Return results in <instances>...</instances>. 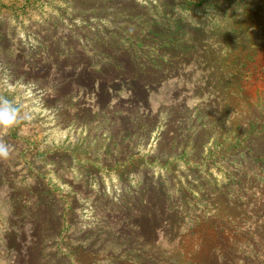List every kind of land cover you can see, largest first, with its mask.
I'll use <instances>...</instances> for the list:
<instances>
[{
	"label": "rangeland",
	"instance_id": "374dc122",
	"mask_svg": "<svg viewBox=\"0 0 264 264\" xmlns=\"http://www.w3.org/2000/svg\"><path fill=\"white\" fill-rule=\"evenodd\" d=\"M158 3L161 5V0H0V96L12 100L22 116L26 114L16 127L0 128V140L11 147L10 157L0 159V264H54V244L58 240L52 235L40 244L35 215L39 208L50 215L48 208L55 202L47 189L62 194L69 191L63 177L84 184L89 192L75 198L73 193H66L76 209L71 217L72 230L64 239L76 249L82 241L89 247L99 246L90 244L96 239L93 231L98 229L87 225L93 221L88 205L97 194L105 188L100 199L117 205L111 206L115 211L131 204V191L139 180L134 173L140 169L147 174L153 185V201H165L170 209L165 216L154 211L153 219L161 225L158 243L169 264H174L170 259L176 257L177 229L179 221L183 224L184 220L179 215V189H192L189 185L197 175L206 179L204 183L217 181L221 185L227 181V164L213 161L226 151L219 141L233 137L227 132L231 133L235 119L219 109V93L212 77L204 80L206 88L199 95L196 91V98L186 94L184 80L166 82L152 95L155 114L150 120H136L134 111L118 106L104 111L87 107L89 98L83 95L81 69L99 57L86 51L83 44L93 47L98 45L101 33H111L121 25L131 27L126 11L150 23ZM222 16L223 12H212L205 18L214 19L218 27ZM48 62L70 68H50ZM78 64V70H72ZM92 75L97 74L92 71ZM193 77L192 84L201 81L196 74ZM64 78H73L80 89L73 84L61 90ZM224 126L226 132L221 136L219 128ZM135 129L142 131L137 135ZM131 152L139 155L132 162L128 160ZM196 155L204 157V162L187 164ZM192 183L200 182L195 179ZM193 194L199 195V190H193ZM37 202L43 205L36 206ZM150 209L153 212L154 208L147 206ZM101 210L96 211L98 215L105 214ZM114 216L118 218V212ZM189 219L182 229L191 225ZM96 220L99 222L98 217ZM117 224L109 226L116 229ZM85 235L88 237L84 239ZM126 241L133 245L136 236Z\"/></svg>",
	"mask_w": 264,
	"mask_h": 264
},
{
	"label": "trees",
	"instance_id": "16d2710c",
	"mask_svg": "<svg viewBox=\"0 0 264 264\" xmlns=\"http://www.w3.org/2000/svg\"><path fill=\"white\" fill-rule=\"evenodd\" d=\"M155 6L150 23L126 11L131 27L121 25L111 33H101L98 45L93 47L83 44L86 51L99 57L81 65L83 95L89 98L87 107L104 111L118 106L134 111L136 120H150L155 114L152 95L166 82L184 80L186 94L196 98L206 88L204 80L212 77L219 93V109H225L235 119L231 133L227 132L233 137L219 141L226 151L213 161L227 164V181L221 185L217 181L204 183L206 179L197 175L189 185L192 189H179V215L184 220L183 224L179 221L177 229L176 257L170 260L174 264H264V0H161V5ZM212 12H223L218 27L214 19L205 18ZM56 63L47 64L50 68H70L57 67ZM79 67L80 64L72 70ZM92 71L97 75L90 77ZM195 74L201 81L192 84ZM73 81L64 78L61 90L73 87ZM74 88L80 89L77 84ZM225 129L219 128L221 136ZM141 131L135 129L134 133ZM138 156L131 152L128 160L135 161ZM187 161L203 163L204 157L196 155ZM140 173L143 175L140 169L134 173L139 180L131 191V204L111 211V206L117 205L100 199V194L106 193L104 188L88 205L93 221L87 225L98 229L93 231L96 239L90 243L98 244L96 248L82 241L73 249L64 239L72 230L71 217L76 209L66 193H73L74 198L87 196L84 184L63 177L68 192L46 190L55 203L48 208L50 215L41 208L37 210L35 234L40 244L45 237L56 236L54 264H169L158 243L161 225L153 219L154 211L165 216L170 209L165 201H153V185L146 179L147 174L139 178ZM195 179L199 180L198 185L192 183ZM193 190H199V195H194ZM39 204L43 205L37 202L36 206ZM147 206L154 208L153 212ZM99 208L105 214L98 215ZM113 212H118V218ZM187 217L191 225L182 229ZM162 218L166 224V218ZM115 221H121L120 225ZM110 224H117L118 228L113 229ZM135 236L137 241L130 245L126 240Z\"/></svg>",
	"mask_w": 264,
	"mask_h": 264
},
{
	"label": "clouds",
	"instance_id": "9594fccd",
	"mask_svg": "<svg viewBox=\"0 0 264 264\" xmlns=\"http://www.w3.org/2000/svg\"><path fill=\"white\" fill-rule=\"evenodd\" d=\"M25 116L21 115V109L12 100L0 96V128L11 129L16 127ZM11 155V147L0 140V159H8Z\"/></svg>",
	"mask_w": 264,
	"mask_h": 264
}]
</instances>
